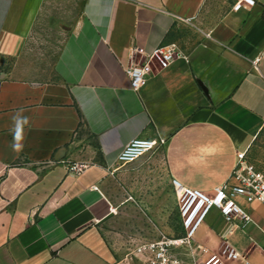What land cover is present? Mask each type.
<instances>
[{
  "label": "crops",
  "instance_id": "obj_1",
  "mask_svg": "<svg viewBox=\"0 0 264 264\" xmlns=\"http://www.w3.org/2000/svg\"><path fill=\"white\" fill-rule=\"evenodd\" d=\"M171 43L182 54L134 89L126 67ZM263 130L264 0H0V264H147L138 246L183 233L172 179L212 193L246 149L264 167ZM134 137L165 142L118 165ZM241 202L245 226L213 207L173 253L264 264V202Z\"/></svg>",
  "mask_w": 264,
  "mask_h": 264
},
{
  "label": "built area",
  "instance_id": "obj_2",
  "mask_svg": "<svg viewBox=\"0 0 264 264\" xmlns=\"http://www.w3.org/2000/svg\"><path fill=\"white\" fill-rule=\"evenodd\" d=\"M255 0H232V7L238 9L244 5H252ZM182 52L175 43L157 46L146 55L142 62H133L126 67L134 89L142 87L152 69L151 62L156 59L161 67H166ZM165 142L164 137H134L118 153V165L135 162L137 159L153 151ZM84 162L67 164L74 173L85 169ZM178 200L183 233L178 236H165L146 242L137 248V252L147 264H225L226 258H239L243 255L230 245H226L221 254L214 253L207 258L194 255L186 260L173 253V247L187 244L192 247L193 240L200 225L211 208L217 207L230 220L238 219L239 225L245 226L252 220L249 210L242 204L247 202H264V167L253 162L248 150L238 151L234 169L230 177L217 185L212 193L191 187L179 179H172Z\"/></svg>",
  "mask_w": 264,
  "mask_h": 264
},
{
  "label": "clouds",
  "instance_id": "obj_3",
  "mask_svg": "<svg viewBox=\"0 0 264 264\" xmlns=\"http://www.w3.org/2000/svg\"><path fill=\"white\" fill-rule=\"evenodd\" d=\"M24 108H17L11 116L10 134L12 141L10 147L14 152L23 150L26 129L30 128V118L24 114Z\"/></svg>",
  "mask_w": 264,
  "mask_h": 264
},
{
  "label": "rangeland",
  "instance_id": "obj_4",
  "mask_svg": "<svg viewBox=\"0 0 264 264\" xmlns=\"http://www.w3.org/2000/svg\"><path fill=\"white\" fill-rule=\"evenodd\" d=\"M259 144H260V148H259V158L264 161V130L262 132V135L259 139ZM126 223L124 224L122 221L119 224V229L123 230L125 233L127 232L126 229ZM130 231V236L131 237H138L139 235V227H138V219H131V227L129 229ZM150 234H147V236H149ZM152 236V235H150Z\"/></svg>",
  "mask_w": 264,
  "mask_h": 264
}]
</instances>
